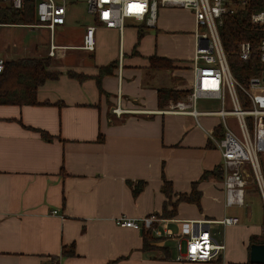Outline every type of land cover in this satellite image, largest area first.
Segmentation results:
<instances>
[{"label":"crops","instance_id":"crops-1","mask_svg":"<svg viewBox=\"0 0 264 264\" xmlns=\"http://www.w3.org/2000/svg\"><path fill=\"white\" fill-rule=\"evenodd\" d=\"M6 6L0 3V11ZM67 20L63 26L73 24ZM79 23L72 42L57 43L71 47L58 50L60 62L50 63L57 75L38 87L39 103L0 104V264H256L250 262V245L252 238L264 243V211L249 184L244 204L226 207L222 177L200 181V207L179 203L166 223L173 237L157 239L165 251L143 250L142 232L114 222L120 215L141 219L159 213L163 175L174 192L184 193L204 171L221 169L210 137L216 138L218 116H200L199 126L190 115L162 112L173 98L160 97V90L178 92V100L190 91L192 10L162 6L153 28L131 18L122 30L99 25L94 17ZM93 23V51L78 49ZM5 43L0 38L5 61L40 58L36 46ZM166 63L170 67H160ZM118 95L126 110L121 116L112 112ZM39 130L52 139L44 140ZM139 181L144 186L134 195ZM226 215L238 222L210 225L225 245L218 259L176 260L175 239L184 245L190 221ZM71 246L73 254L63 255Z\"/></svg>","mask_w":264,"mask_h":264},{"label":"built area","instance_id":"built-area-1","mask_svg":"<svg viewBox=\"0 0 264 264\" xmlns=\"http://www.w3.org/2000/svg\"><path fill=\"white\" fill-rule=\"evenodd\" d=\"M25 0H0L14 9H21ZM69 0H34L36 22L31 27L49 29L48 56H55L58 50L71 46L55 43L54 30L66 22ZM87 10L94 21L106 28L122 30L126 18L142 23L146 28L156 25L158 10L162 6L190 9L193 12L194 52L191 58L192 83L185 99L170 101L162 110L164 113L190 115L201 126L199 117L215 115L220 118L219 126L223 135L215 138L210 135L221 155L222 184L225 193L224 204L242 206L247 177L252 176L264 211V7L250 14V22L261 30L257 50L259 52V73L249 78L247 86L240 84L233 76L223 47L219 27L223 16L233 14L245 0H85ZM0 21V26H6ZM96 25L85 27L81 43L76 46L84 51H93L95 47ZM238 55L243 61L250 58L251 44L241 41ZM5 60L0 57V72ZM243 93L244 99L241 98ZM199 99H215L219 107L200 110ZM118 95L112 112L121 116L126 112L121 108ZM227 117L232 118L231 124ZM56 211H53L55 213ZM169 219L149 214L141 219H131L125 215L115 218L114 222L123 227L139 231L151 229L155 237H173L166 223ZM238 222L236 216L226 215L217 220H196L189 222V231L184 238L175 239L178 252L177 261L208 262L218 259L224 249L223 242L217 241L211 234L210 225L218 223L232 225Z\"/></svg>","mask_w":264,"mask_h":264},{"label":"trees","instance_id":"trees-1","mask_svg":"<svg viewBox=\"0 0 264 264\" xmlns=\"http://www.w3.org/2000/svg\"><path fill=\"white\" fill-rule=\"evenodd\" d=\"M34 0H25L21 9H14L6 6L0 11V21L15 24H33L36 22L34 13ZM264 7V0H245V2L236 10L235 13L223 16V22L219 27V33L223 43V47L227 56V60L233 76L236 80L247 86L249 78L259 73L260 60L257 50L262 32L250 22V14L253 11ZM241 41H249L251 44V55L246 61L239 58L238 44ZM154 62V57L151 58ZM158 60H161L158 58ZM168 62V60H167ZM51 60L50 57L40 58H20L16 60L5 61L4 69L0 72V104H16V105H35L37 101L38 87L48 78H54L57 73L49 70ZM160 67H170L169 63L160 64ZM107 70V67H102ZM160 97L163 93L166 96H172V101H177L176 91L160 90ZM186 93V92H185ZM240 96L244 99V95L240 92ZM217 126L213 132L216 138L223 135V130ZM41 137L50 141L52 136L45 131L39 130ZM102 140L101 135L98 138ZM262 167L264 173V157H262ZM213 175L217 178L222 177V169L215 167L213 170L204 171L197 181H193L189 192H174L172 182L162 176L161 192L164 194L165 201L159 213L154 215L161 218H174L177 214L179 203H193L200 207L201 191L198 189V183ZM131 185L132 183L128 181ZM144 186L143 182H137L133 185L132 192L137 195ZM156 239L151 229H143L142 245L143 250H150V242ZM256 240L252 238V243ZM264 242V240L262 241ZM165 251V248L162 247ZM163 251V252H164ZM63 255L73 254L72 246L66 250L62 249Z\"/></svg>","mask_w":264,"mask_h":264},{"label":"rangeland","instance_id":"rangeland-1","mask_svg":"<svg viewBox=\"0 0 264 264\" xmlns=\"http://www.w3.org/2000/svg\"><path fill=\"white\" fill-rule=\"evenodd\" d=\"M67 17L70 23H73L71 26H68L69 24L66 23L65 26H57L53 33V38L55 43H63V42H72L71 39L73 35L76 33L78 34V27L80 25L79 22H89L91 18H93V15L90 14L86 7L85 0H69L67 4ZM49 29L45 27H2L0 28V38H3L4 43L7 42L9 44H21V46H36V56L37 57H47L48 56V46H49ZM174 46L181 49L182 43H173ZM6 45V43H5ZM50 57V56H48ZM51 64H56L60 62L59 58H56V56L50 57ZM191 67V66H190ZM198 107H207L209 109H214L219 107V101L215 99H199L197 101ZM227 120L230 121V123H233L232 118H228ZM247 184L255 187L252 176L249 175L247 177ZM154 214V213H153ZM155 237V236H154ZM157 238V237H156ZM150 247H152L151 251H160L163 250L162 246L157 244V239L151 241ZM171 247L174 249L173 245L171 244Z\"/></svg>","mask_w":264,"mask_h":264},{"label":"water","instance_id":"water-1","mask_svg":"<svg viewBox=\"0 0 264 264\" xmlns=\"http://www.w3.org/2000/svg\"><path fill=\"white\" fill-rule=\"evenodd\" d=\"M142 232V229L139 230ZM250 262L264 264V243H252L250 245Z\"/></svg>","mask_w":264,"mask_h":264}]
</instances>
